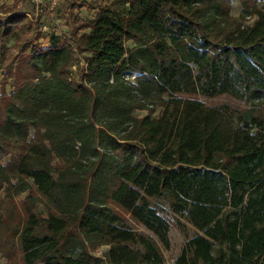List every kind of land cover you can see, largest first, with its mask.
<instances>
[{"label":"trees","instance_id":"trees-1","mask_svg":"<svg viewBox=\"0 0 264 264\" xmlns=\"http://www.w3.org/2000/svg\"><path fill=\"white\" fill-rule=\"evenodd\" d=\"M239 1L92 0L71 41L24 43L0 83V243L165 264L175 223L177 264H264V3ZM8 12L1 49L29 32Z\"/></svg>","mask_w":264,"mask_h":264},{"label":"rangeland","instance_id":"rangeland-1","mask_svg":"<svg viewBox=\"0 0 264 264\" xmlns=\"http://www.w3.org/2000/svg\"><path fill=\"white\" fill-rule=\"evenodd\" d=\"M264 0H260L262 5ZM24 13L27 17V28L29 32L27 37L18 33L13 36L5 49L0 46V83H7V91L13 90V78L9 77L11 69L14 68V57L21 53V49L27 40L33 38L34 45L39 47H50L52 37H59L61 41H71L72 35L77 32L82 25V21H89L95 17L96 10L93 7L92 0H0V11H8ZM241 2L233 0L232 14L239 16L241 14ZM15 12H8L13 15ZM249 20L248 22H252ZM84 30H79V34ZM133 44H129L131 46ZM3 57V58H2ZM77 61L72 65L71 69L84 71L86 62L83 55H77ZM1 90V86H0ZM1 102V98H0ZM216 102V99L208 101ZM137 116L145 115L146 112H135ZM4 195L0 197V212L6 210L3 201ZM23 196L17 197L22 199ZM38 212L46 214V209L40 205ZM194 234V230L189 228L186 232H182L175 223H173L170 231V246L163 247L165 255V264H177V259L182 253L186 240ZM54 242L48 239H35L28 233L22 234L19 242L16 244V252L10 249L7 242L0 243V264H50L52 259L51 250ZM108 248L101 247L96 256H103ZM11 256V258H10ZM11 261V262H8ZM63 264H100L92 260H66Z\"/></svg>","mask_w":264,"mask_h":264}]
</instances>
